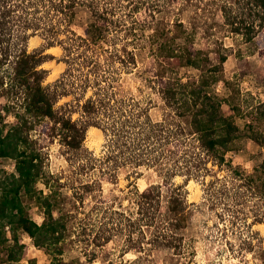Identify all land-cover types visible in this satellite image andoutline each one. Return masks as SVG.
<instances>
[{
    "label": "trees",
    "instance_id": "16d2710c",
    "mask_svg": "<svg viewBox=\"0 0 264 264\" xmlns=\"http://www.w3.org/2000/svg\"><path fill=\"white\" fill-rule=\"evenodd\" d=\"M174 1L0 0V65L11 55L6 68L8 83L0 74V86L6 83L9 87L6 88L20 100L16 105L14 101L0 104V156L13 158L15 167V171L0 173V250H5V259L19 261L25 256L26 245L21 241L20 233L26 232L34 245L51 255L49 264H63V243L70 232L68 222L74 213L71 208L63 207L65 197L59 189L62 184L59 176L54 178L53 173L45 169L42 149L37 144V137L31 133L44 121H51L50 134L58 136L60 143L66 146L65 150L78 149L87 127L95 125L101 127L110 147L104 157L92 155L94 161L99 158L122 160V163L134 166H158L162 181L168 184L165 195L162 181L141 190L135 184L131 185L130 201L136 206L135 217L130 212L124 215L127 225L135 226L127 232L129 248L141 251L157 239L174 250L182 248L181 229L191 220L184 184L216 171L207 165L208 162L222 168L226 151L240 135L233 114L222 112L221 99L214 92L213 83L224 80L230 88L226 102L233 112L240 113L241 108L236 102L239 89L222 74L220 66L225 54L212 63L205 49L194 46L196 23L186 26L178 11L170 20L163 21L162 16L157 15L167 9L170 11L168 5ZM179 3L182 4L176 8L179 12L191 4L199 10L219 13L221 19L213 18L210 23L222 26L228 33L240 34L247 41L264 28V0H179ZM80 4L87 6L91 16L82 34L76 33L71 26L75 8ZM120 10H127L130 24L125 19L120 20L123 17L119 16ZM137 12L144 15L138 17ZM146 16L151 19H144ZM124 25L126 27H120ZM146 28H151L146 33L149 41L156 42L155 55L200 70L196 79L183 81L180 76L167 75L166 68L172 69V66L162 61L164 65L156 70L155 79L151 81L153 86L156 81L166 108L160 119L150 116V96L127 107V98H119L114 85L121 68L130 71L136 64L134 48L123 45L120 52L114 47L117 31L124 29V34H132L130 40H133L137 38V30ZM40 30L46 36L45 47L60 43L65 50L63 56L67 66L52 84L43 83L47 69L41 66L52 54L45 52V48L28 50L24 43ZM179 38L182 41H178ZM104 39L113 44L111 56L120 61L112 70L105 67L112 64L106 60L104 65L97 57ZM64 75L70 76L66 79ZM70 92H76L74 100L79 105V117L72 116L70 101L57 104L59 98ZM86 92L89 93L85 95ZM263 104L257 116L264 119ZM10 112L14 118L7 124L3 118ZM248 134L264 144V134L260 131L251 128ZM115 146L118 151L114 150ZM229 168L234 181L215 173L214 180L222 181L224 191L237 198L241 185L245 184L257 189L264 199V160L246 174L234 175L235 168L231 164ZM176 175L184 176L183 182H174ZM39 181L43 183L42 187L38 186ZM92 185V181L82 183L86 191H90ZM83 196L79 195L81 202ZM31 201L42 209L41 221L29 214ZM72 204L77 206L76 200ZM255 220L264 221L257 217ZM145 228L149 229V234ZM133 229L138 231L135 240H131ZM28 264H35V259L30 258Z\"/></svg>",
    "mask_w": 264,
    "mask_h": 264
},
{
    "label": "rangeland",
    "instance_id": "374dc122",
    "mask_svg": "<svg viewBox=\"0 0 264 264\" xmlns=\"http://www.w3.org/2000/svg\"><path fill=\"white\" fill-rule=\"evenodd\" d=\"M181 6L179 0H175L173 4L168 5L170 11L167 9L157 15L162 16L163 21L170 20L178 11L186 26L190 27L196 23L194 46L205 49L212 63L217 62L221 54H225L226 58L220 67L224 77L230 78L239 89L236 102L240 105L241 112H233L226 102L230 88L224 80L219 79L213 83L212 88L221 99L222 112L233 114L240 135L233 141V147L226 151V162L222 168L212 166V163L208 162L207 165L216 171L207 172L203 179H190L184 184L191 220L181 229L182 248L174 250L173 247L166 246L161 239H157L140 251L129 248L127 240L128 229L135 227L127 225L124 216L130 212V215L135 217L136 206L130 201L131 185L135 184L141 190L151 183L161 182L163 175L160 168L148 164L134 166L132 163H122V160L115 162L91 159L93 156L104 157L110 147L100 126L89 125L80 147L76 150H65L66 146L60 143L58 136L50 134L51 121L39 124L31 133L37 137V144L42 149L44 167L53 173L54 178L59 176L62 183L59 189L65 197L63 207L71 208L74 213V217L68 222L70 232L63 243V264H264V221L255 220L256 217L264 220L262 195L257 189L256 192L253 187L243 184L239 197L234 198L223 190V184H220L222 181L214 180L216 173L218 177L226 176L229 181H234L229 164L235 168L234 175L246 174L254 171L264 160V144L256 142L248 134L251 128L264 134V119L257 116L261 104L264 103V28L247 41L240 34L228 33L222 26L211 24L213 18L221 19L219 13L199 10L191 4L182 12L176 10ZM126 11H119V16H123L120 20L125 19L130 24L131 17L126 15ZM136 15L142 17L144 14L137 12ZM90 17L86 5L76 6L71 23L76 33H83ZM144 19L151 18L146 16ZM150 30L151 28L137 30V38L133 40H130L132 34H124V29L117 31L118 38L114 39L117 44L114 47L120 49V52L123 45L134 48L136 64L130 71L121 68L114 85L117 88V96L122 97V100L127 98V107L135 106L138 100L145 101L150 96V116L160 119L166 108L156 88V81L155 86L151 81L155 79L156 70L161 68L162 61L172 66V69L166 68L167 75L180 76L183 81L196 79L200 70L155 55L156 42H150L146 35ZM40 31L30 35L24 43L28 50L45 48V52L52 54L51 58L41 63V66L47 69L43 83L52 84L67 66L63 56L65 50L60 43L45 47L46 36ZM106 41L104 39L97 57L104 65L106 60L112 64L105 65L112 70L113 65L120 64V61L118 57L111 56L114 47ZM178 41H182V38ZM10 58L11 55L0 65V74L4 75L6 83V68ZM67 76L64 75L66 79ZM6 83L0 86V104L10 101H14V105L18 104L19 98L7 89L9 87ZM76 92H70L57 101L58 105L70 101L69 107L73 108L74 118L79 117L81 113L74 100ZM137 108L136 106L135 109ZM13 118L10 112L4 116L3 121L9 124ZM114 150L118 151V148L115 146ZM92 162L96 163L93 165ZM3 171H15L13 158L0 156V173ZM173 179L174 182H183L184 176L176 175ZM212 180L214 181L211 182ZM86 181L93 182L90 191L82 187V183ZM162 184V192L165 195L168 184L164 181ZM38 186L42 187L43 183L39 181ZM80 194L84 195L83 202L80 200ZM73 200H76L77 206H73ZM29 214L36 221H41L43 216L42 209L34 201H31ZM145 229L149 234V229ZM137 236V229H133L131 240L137 239ZM20 237L26 245L25 256L19 261H9L5 259V250L1 249L0 264H28L30 258L35 259V264H49L51 255L44 248L34 245L26 232H21Z\"/></svg>",
    "mask_w": 264,
    "mask_h": 264
}]
</instances>
